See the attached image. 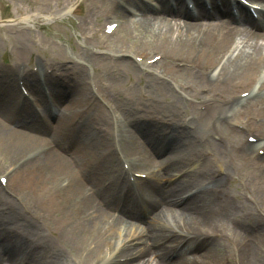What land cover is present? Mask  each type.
Segmentation results:
<instances>
[{
  "label": "bare ground",
  "instance_id": "1",
  "mask_svg": "<svg viewBox=\"0 0 264 264\" xmlns=\"http://www.w3.org/2000/svg\"><path fill=\"white\" fill-rule=\"evenodd\" d=\"M153 1L156 6L146 2H142L141 6H138L142 21L137 25L139 29L136 31V38L141 40L142 48L162 47L170 60L183 58L190 62L208 59L216 61L222 50L225 49L223 53L226 52L235 43L238 46L226 63H221V60L215 63L217 70L215 69L214 72L216 71L218 76H214L212 73L209 76L200 75L188 68L176 70L184 74L193 85L203 83L206 88H209V91L221 93L223 104L207 106L205 114L200 116L198 123L195 122L197 129L194 132H187L173 126L171 132L168 133L171 136L167 137L166 129L159 124L158 120L145 124L138 115L132 119L138 138L142 137L145 140L146 147L135 137L131 144L124 143L119 147L122 154L125 150L127 157H131L133 154L138 155L140 163L133 162V164L148 168L152 175L151 184L145 183V186L153 192L157 201L154 203L155 212L151 214L145 224H142L144 222L138 213L136 202H132V197L128 195L130 190L127 191L124 172L121 169L117 171L120 163L114 153V143L111 142L112 154L108 147V135L112 137L116 134V136L122 137L121 141L131 140L132 137L127 131L119 132L118 128L111 125L98 102L94 103L90 111L82 108V102L89 103L90 88L86 85H68L70 94L75 92L76 96H80L79 99H72L68 90L64 89L58 80H54L52 77L48 78L53 88L58 87L56 93L58 103L65 107L64 113H58L56 125L52 131L53 138L60 145H63L67 139L71 143L72 150L68 154V143L67 147L61 148L65 158L58 156L55 151L37 155L38 157L33 159L25 158L24 155H28V152L24 154L25 151L36 150L42 141L45 142L43 139L50 134L46 135L48 132L46 129L44 130L42 122L30 114L29 110L27 111L28 105L23 111H19L17 105L14 107L20 95L12 85V72L0 70V120L5 122L1 123L0 121V151L11 163L18 155L21 156L17 157L13 163L23 159V163L27 167L36 162L37 165L31 168L32 171L26 179L28 182L41 179V182L46 183L47 187L46 189L36 187L32 197L26 198L29 213L33 216L42 214L43 218H47L49 213L53 216L57 214L53 220L54 226L50 230V236L67 246L76 245V251L82 264H92L97 261L99 264L109 263L118 258L119 253L115 250V246L111 251L110 246L109 252H106V247L113 243L116 244L117 238L122 236L120 233L124 232L123 241L127 235L144 233L148 243L145 244L143 237H139L136 241L141 243V246L131 254L135 257L130 262L122 264H152L149 260H144L149 254H154L156 258H159L158 264H196L193 259L188 261V259L185 260L184 257L179 256L175 252L176 250L174 252L167 250L166 243L168 242L176 243L177 241L178 244L183 243L185 246L190 241L175 232V229H169V226H166L161 220L172 212L182 223L184 227L182 229H185L188 223H205L214 218L208 210L211 203L208 202V196L204 194L206 189L199 192V196L196 194L193 198H179L181 192L189 185H194V187L210 185V189H215V192L218 189H223L221 177L217 180L209 179L202 173L208 163H219L218 160L223 155L222 148L207 139L204 140L205 146L197 143L199 142L197 135L201 138L202 133L206 134L214 129L212 125V123L215 124L212 122L214 115H219L221 118L219 122L222 124L219 125V128L225 137L232 141V150L237 162L249 165L259 159L253 152L256 145L242 140L239 131L228 130L225 124L235 119L234 117L243 119L250 128L260 131L264 139V110L258 112L260 114L259 124L252 123L250 117L254 112L252 102L255 98L253 96L241 100L234 98L235 90L240 86V88L248 86L261 91L260 96L264 97V33L254 34L230 30L227 34H221L223 29L220 24L211 23L214 18L213 14L202 10L199 19L191 20L186 11L182 10L181 0L177 1L180 4V13L185 16L186 21L183 23H178L176 20L171 22L166 17L170 10L168 0ZM195 1L196 4L203 7L201 0ZM230 1L220 0L227 6ZM211 2L213 8L217 9L215 3ZM137 26L126 21L125 30H133ZM23 47L25 48V45ZM162 62L161 60L157 64H162ZM38 72L42 73V70ZM219 76H222L221 84L216 80ZM156 79L160 85L156 88V93L162 98L172 96L169 83L159 77ZM33 81L34 75L28 73L26 82L31 86ZM192 93L190 90V99L187 101L189 104L184 103L183 106L179 99L173 101V109L169 111V117L173 121L180 118L177 110L189 109L196 100L208 99L207 96ZM91 95H93L92 92ZM39 103L43 107L50 108L41 97ZM139 109L140 112L141 107ZM53 112L46 111V114L51 118ZM73 116L79 118L80 123L72 129L70 117ZM15 127L18 129L16 130ZM42 147L44 148V145L39 148ZM164 151H166V155L159 157V153ZM204 154L208 161H204L200 172H190L179 181H169L168 172L172 170V167L184 166L187 164L186 162L200 160ZM231 171H228V174ZM23 178L25 177L21 176L20 179ZM256 179L263 182L264 172L258 174ZM102 180L109 183L114 180L120 182L118 183L120 184L119 189H116V184L111 187L115 186L118 193H124L127 197L124 200L117 197L121 206L115 204L119 207L121 215L128 220L127 223L110 214L109 206L114 205V196L109 199L107 195L98 194L97 184ZM163 181L164 184L168 183L166 188L162 186ZM111 187L107 189H111ZM217 194L213 195L216 199L221 200ZM98 197H103L106 203L101 202ZM194 199L197 201L192 202ZM2 200L4 199L0 195V203L3 202ZM224 202L225 204L229 203ZM73 209L75 213H72ZM22 213L17 205H13L8 209L6 216L0 219V236L5 237V240L0 242V264H17L19 260H21L20 264H67L61 251L52 248L44 235L34 232L26 225ZM112 214H114L113 211ZM252 236V246L247 249L245 245V248L242 249V256L244 252L249 253L250 251L253 257L263 254L264 236L259 233L252 234ZM114 237H116L115 242H113ZM130 247L131 245L126 250ZM188 247L203 252L201 251L202 247ZM217 253V250L209 249L200 254L202 258L214 261L217 259ZM173 255H176L174 259L168 261Z\"/></svg>",
  "mask_w": 264,
  "mask_h": 264
},
{
  "label": "rangeland",
  "instance_id": "2",
  "mask_svg": "<svg viewBox=\"0 0 264 264\" xmlns=\"http://www.w3.org/2000/svg\"><path fill=\"white\" fill-rule=\"evenodd\" d=\"M144 1L147 2L146 0H0V70L12 72V85L16 88L17 75L20 73H29L31 65L36 64L40 70L48 66L55 71L54 73L56 76L52 77V75L51 77L54 80H58L62 87L68 90V94H70L67 88L68 85L87 86L88 76L101 73L106 79L104 85L107 87L108 95L118 109L126 115L129 121H131V130L129 133L132 135L133 140L134 137H136L140 143H143L144 147H146V142L142 137L141 139L138 138V134L132 122V119L137 117V115L141 117L142 122L145 124H150L153 120H158L159 124L166 129L167 135L171 132L173 126H175V128L178 126L182 127V124H187L188 126L184 131L194 132L195 129H197L195 122L200 120L201 114H205V112L201 113L200 111V106H203V99L196 100L193 106H189V109L181 108L177 110L180 115L178 120L173 121L169 117V111L173 109L172 106H174L173 101L175 99H179L182 103L181 105L184 103L189 104L187 101L190 99V87L195 88L194 93H196L198 89L206 88L203 83L193 85L187 80L184 74L176 71L183 69L180 68L179 65L185 62L183 58L170 60L167 52L162 47L151 48L150 46L148 49L142 48L141 40L136 38V31L139 29L137 24V27L133 30L128 29L121 34L109 38L103 43H99L95 39L94 33L97 29L101 28L107 12L115 9L116 16H123L120 18L132 21L130 14L126 12L121 5L126 4L125 7L128 8L131 13H135L136 11L140 13L138 11V6H141V3ZM153 4L156 6V3ZM137 16H139L138 23H140L142 21L141 15ZM168 19L173 22V15L169 14ZM84 36H90V40L83 41L82 38ZM24 45L25 48L23 47ZM224 50L218 54L216 61L209 59L195 60L187 64H192L196 67L191 68L193 72L202 74L203 66L218 63ZM118 52L134 53L144 59H149L156 52H160L166 56V59L162 64L155 65L153 68L156 72H152L155 70L145 68L141 65L137 66L131 60H123L121 62L110 61L108 56ZM18 63L21 64V66H19ZM9 64H11V67L7 66ZM42 74L39 76H42ZM59 75L61 76L60 78ZM39 76L34 77V81L31 82V88L35 94L36 92L40 94L39 85L37 83ZM161 76L172 78L171 80L173 82L168 81L172 96L162 98L156 93V88L160 86L156 78L159 77L162 79ZM44 78L49 81L46 77ZM177 81L185 83L188 86V90H180L179 87L176 86ZM240 87L236 88L235 92L240 90V93L246 88H249L248 86H243V88ZM52 89L56 96L58 87ZM89 96L91 98V94L88 95V100L90 99ZM205 96H207L208 99L216 96L221 97V93L212 92L210 90ZM79 97V95L76 96L75 92H71L70 94V98L72 99H79ZM86 102L81 103L82 108L86 111H90L91 109ZM15 106L16 102L14 107ZM139 107H141L140 112ZM56 111L64 113V105L58 103ZM103 111H105V109ZM29 112L34 116L31 109ZM105 116L109 119V122L113 124L107 112ZM259 117L260 115H252L250 117V122L255 123L254 119ZM234 118L237 120V117ZM70 119V127L72 129L77 127L80 123V119L75 116L70 117ZM192 119L193 121H190ZM0 121L1 123H5L3 120ZM55 125L56 123H54V126ZM42 126L45 130L44 123H42ZM15 129L17 130L18 128L15 127ZM257 132L261 133L260 131ZM213 134L219 135L223 139V144L214 142L212 139ZM170 136L171 134L167 137ZM200 136L201 138L197 135L199 139L197 143H200L199 145L203 146L204 140L207 139L212 144L222 148L223 155L220 156L218 160L219 163H208L206 168H203L202 173L209 179H214L215 171L220 169L225 174L222 177L223 189H218L215 192V189H210L211 186L206 184L198 185V187H194V185L186 186L179 198L182 199L186 197L187 192L195 190L199 193L206 189L207 191L204 192V194L208 196V202L211 203L208 210L210 215L214 218L212 220H207L205 223H188L185 229H182L184 228L182 223L171 212L169 216L161 220L162 223L169 226V229H175V232L185 236L190 243L183 246L178 244L177 241L176 243L168 242L166 243L167 250L169 252H174L176 250L175 252L179 256L184 257L185 260L188 259V261L193 259L196 264H264V252L262 255L256 257L252 256L251 251L249 253L244 252L242 256V249L245 248V245L247 249L250 248L249 246H252V234L259 233L264 236V181L259 182V180L256 179L259 172L253 170V165L246 166L236 161L231 148L232 141L228 137H225L222 131L215 132V130H211L206 134L202 133ZM49 137L51 142L56 145L53 151H55L58 156L66 157L61 148L64 146L67 147L68 143V154H70L72 147L70 141L68 142L67 139H65L66 137L64 138L65 142H63V145H60V143L53 138V133H51ZM241 138L243 140L242 135ZM43 140H45V138ZM124 143L126 144V142H123V144ZM41 145H43V141L42 144L38 146ZM108 147L111 152V137L109 135ZM29 150L31 151L32 149H28L24 154L29 152ZM1 152L2 151H0V174L4 171L13 169V162L17 160V157L21 156L18 155L11 163ZM165 155L166 151L159 153V157ZM205 156L204 154V156L200 157V160L194 162H186L187 164L184 166L172 167V170L168 172L169 181H172L179 172H184L186 175L190 172H200L204 161H208ZM129 160L137 164L140 163L138 155L136 154L131 155ZM36 165V162H34L27 167L23 166L18 173L15 172L12 174L8 182L10 192L0 188V195L4 199L2 200L3 202L0 203V219L6 216L8 209L12 208L13 205H17L23 212L22 216L24 217L26 225L32 228L34 232H40L44 235L52 248L61 251L67 264H75L76 261L82 264L80 256L76 251V245L67 246L50 236V230L54 226L53 220L57 214L53 216L49 213L47 218H43L42 214H40L38 216L40 217V221L36 222L34 216L31 217L28 212V202H26V198L32 197L36 187L43 189L47 187L46 183L41 182V179L32 180L30 182L27 181L26 178H28L31 173V168ZM139 169L149 172L148 168L139 166ZM119 170L120 167L118 166L117 171ZM227 170L232 171L228 174ZM21 176L25 178L20 179ZM14 178L18 179L15 180ZM164 181L162 182V186L166 188L168 183L164 184ZM114 182L109 183L105 180L100 181L97 184L98 194L107 195L109 199H112L114 196V205L109 206L110 214L116 218L119 217L120 221L127 223L128 220L121 215L120 209L117 206H121V204L116 199L119 197V199L124 200L127 197L124 193H118V191L115 190V186L111 187V185L116 184V189L120 188V184H118L120 182L115 180ZM149 184L151 183L149 182ZM109 187H111V189H107ZM127 189L128 192L130 190V194L128 195L132 197V202H136L137 196L132 193L129 186ZM149 191L153 194L151 190ZM213 194L219 195L221 200L216 199ZM18 196L22 199L25 207L20 206L15 201V197ZM98 198L101 202L103 201L106 203L103 197ZM196 201L197 200L194 199L192 202ZM224 201L229 202L227 203L228 205L225 204ZM112 211L114 214H112ZM25 212H27V214H25ZM72 213H75L74 209ZM186 230H188V232ZM190 232L220 233L222 235V240L214 242L194 241ZM0 237V242L1 240H5L4 236ZM146 243H148V240L145 241V244ZM188 246H192L193 248L196 246L202 247L203 250L201 251L203 252L209 249L217 250V259L214 261L206 260L201 256L203 252L190 249ZM262 250L264 251V245L262 246ZM175 256L176 255H173L168 261H172ZM144 260H149L152 264H158L160 261L154 254L147 255ZM20 262L21 260H19L17 264H20Z\"/></svg>",
  "mask_w": 264,
  "mask_h": 264
}]
</instances>
